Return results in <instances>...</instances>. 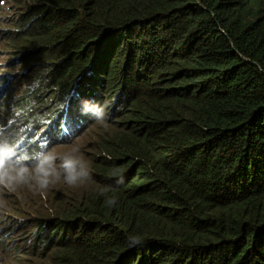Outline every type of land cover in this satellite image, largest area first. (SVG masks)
I'll list each match as a JSON object with an SVG mask.
<instances>
[{"label": "trees", "instance_id": "16d2710c", "mask_svg": "<svg viewBox=\"0 0 264 264\" xmlns=\"http://www.w3.org/2000/svg\"><path fill=\"white\" fill-rule=\"evenodd\" d=\"M10 1L0 136L64 153L111 129L44 210L0 205V264H264V0Z\"/></svg>", "mask_w": 264, "mask_h": 264}, {"label": "clouds", "instance_id": "9594fccd", "mask_svg": "<svg viewBox=\"0 0 264 264\" xmlns=\"http://www.w3.org/2000/svg\"><path fill=\"white\" fill-rule=\"evenodd\" d=\"M82 113H92L97 121L105 118L102 108H92L87 102L83 103ZM89 178L88 165L78 146L57 153L45 144L39 150L27 152L16 141L0 136V189L11 192L27 185L34 190H46L60 179L73 187Z\"/></svg>", "mask_w": 264, "mask_h": 264}, {"label": "rangeland", "instance_id": "374dc122", "mask_svg": "<svg viewBox=\"0 0 264 264\" xmlns=\"http://www.w3.org/2000/svg\"><path fill=\"white\" fill-rule=\"evenodd\" d=\"M2 11H3V14L8 15L9 13H13L14 11H16V9L11 7L10 0H4ZM26 73H27L26 70L20 72L21 80L19 81L12 80L11 87L15 88L16 90L23 89L22 86H25L27 83V80L24 78V75ZM93 123H96V122H93ZM89 124L90 123H87L86 129L83 131L82 135H80L75 142H72L65 146L64 152L69 151L73 146H78L79 149H81L83 146H87L90 143H94V141L97 140L98 138L97 133L101 132L105 128L110 127L109 123H101V124H93V125H89ZM42 127L43 126H40L39 129L37 130L42 131L41 129ZM109 129H111V127ZM51 148L55 152L59 153V150L56 147L52 146ZM58 163L59 161H57V164ZM37 191L38 190H34L32 187H29L27 185L18 187L15 191H11V192L5 189H0V205L4 208L2 210V213L13 215L15 218H17V217H24V216L25 217L33 216L35 214H29V213H36L38 210H44L45 208L44 204L41 207H39L40 206L39 203L36 204V201H38ZM40 191H43V190H40ZM15 235H16V238H19L21 236L19 235V233ZM11 263H12V259H9L8 264H11Z\"/></svg>", "mask_w": 264, "mask_h": 264}, {"label": "bare ground", "instance_id": "6f19581e", "mask_svg": "<svg viewBox=\"0 0 264 264\" xmlns=\"http://www.w3.org/2000/svg\"><path fill=\"white\" fill-rule=\"evenodd\" d=\"M54 3H56V1H55ZM106 53H107V52H106ZM13 69H14V68H13ZM13 69H12L11 71H13ZM11 73H12V72H11ZM4 77H5V76H4ZM140 78H141V77H140ZM140 78H139V79H140ZM3 79H5V78H3ZM1 83H2V82H1ZM9 88H10V87H9ZM7 89H8V88H7ZM7 89H6V90H7ZM11 89H12V88H11ZM1 93H2V92H1ZM9 93H10V92H9ZM28 105H29V103H28ZM21 122H22V121H21ZM21 122H20V123H21ZM21 124H22V123H21Z\"/></svg>", "mask_w": 264, "mask_h": 264}]
</instances>
